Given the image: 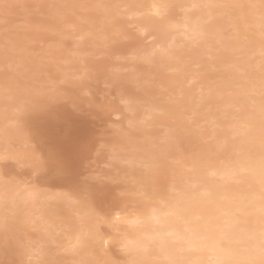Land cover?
Returning a JSON list of instances; mask_svg holds the SVG:
<instances>
[{
    "label": "rangeland",
    "instance_id": "1",
    "mask_svg": "<svg viewBox=\"0 0 264 264\" xmlns=\"http://www.w3.org/2000/svg\"><path fill=\"white\" fill-rule=\"evenodd\" d=\"M110 1L0 0V93H17L14 98L6 99V104L0 97V188L4 184H13L19 185L21 189H35L36 195L40 196V200L37 196L38 201L43 204L35 206L34 213L46 206L57 211L53 218L60 224L55 223L57 230L52 229L51 240L46 243L49 264H81V260H78L80 252L73 254L59 249L61 244L58 245V242L63 239L60 230L64 225L61 218L76 221L80 211L85 209L95 216L96 221L99 218L100 233L110 237L109 245L95 247L96 251H93L88 261L96 260V263L91 264H125V251L116 244L122 223H119L120 230L114 228L119 226L111 221V211L115 208H122L127 213L139 211L151 194L160 193V198H164L174 193L170 185L177 184L181 178L179 175L184 171L167 170L166 164L176 162L172 156H191L196 152L205 156L209 153L207 148L215 144L216 131L225 134L228 120L233 118L231 111L238 112V108L231 104L217 103L220 97L233 94L231 90H226L214 98L216 101L213 105L214 111H224L221 116V121L226 122L224 125L210 127L206 116L200 117L189 109L183 124L177 120L175 123V119L171 121V125L177 129L175 134L171 132V136H165L168 124L155 123V117L151 115L142 121L147 133L145 138L136 137L142 133L139 134L138 129L135 130L126 122L130 112L122 107L125 101L119 98L123 93L128 97H138L141 108L147 110V105H142L146 103L144 98L148 95L141 87L150 84L153 86L152 98L165 102L171 94L170 89L160 83L162 81L158 75L153 74L161 70L163 75L169 76L173 70H165L158 62L150 64L139 58V52L149 46L153 37L144 39L145 35L136 26L139 23L138 16L124 13L126 6H119V12L106 17L108 14H105L102 3L109 4ZM182 13L183 8L175 6L169 12L177 19ZM83 27L109 29L105 34L107 40L104 37L101 43H91L86 42L84 36L75 37L74 33ZM241 30L238 31L241 37L238 40L246 43L250 30ZM232 32L233 29H228V33L226 30L225 36H230ZM81 46L86 49L84 54L78 55L77 51H72V48ZM192 48L198 51L181 60L180 64L184 67L181 77L184 81L187 78L188 83H184L188 87L191 86L188 80L194 78L197 84L193 86L198 87L194 94L198 95L203 86L200 76H208L212 78L209 81L213 82L229 67H218L211 60L212 56L206 52L213 49L207 43L200 47L193 45ZM254 55L257 56L252 53L250 58L253 59ZM150 69H154L153 73ZM133 73L136 76L132 77ZM191 74L193 78L188 77ZM141 77L144 79L138 80ZM116 108H121L123 112L114 116L110 112ZM196 117H200L199 121ZM5 118L12 121L7 123ZM5 123L7 126L10 124L8 133L12 135L6 148L2 143ZM185 125L179 129V126ZM121 133L130 135L134 140H142L148 148L130 147L122 150L126 143H121ZM224 136L222 140L227 137ZM165 141L170 143L169 152L163 146ZM50 154L62 160L68 169L69 178L58 177L44 165ZM126 155L140 161L156 157L161 171H149L147 163L133 166L131 159L120 158ZM222 155L225 154L221 150L217 156ZM141 156L145 158L141 160ZM140 187L144 189L139 191ZM59 197L66 203L70 202V206L61 203ZM71 204L77 205L76 209ZM11 216L15 215L9 214L6 232L0 228V264H35L33 258L24 256L26 242L36 241L44 231L33 221L23 223ZM34 217L37 220L39 218L38 215ZM33 253L39 255L36 250Z\"/></svg>",
    "mask_w": 264,
    "mask_h": 264
},
{
    "label": "bare ground",
    "instance_id": "2",
    "mask_svg": "<svg viewBox=\"0 0 264 264\" xmlns=\"http://www.w3.org/2000/svg\"><path fill=\"white\" fill-rule=\"evenodd\" d=\"M110 2L102 3L107 12L105 14H108L105 15L106 17H112L110 15L119 12V6H126L124 13L138 16L139 23L136 26L145 35L144 39L153 37L149 46L139 52V58L150 64L158 62L164 69L173 70L169 76L163 75L161 70L153 74L158 75V79L162 81L160 83L170 89L171 94L165 101L167 103L152 98L153 86L150 84L141 87L144 88L145 95H148L144 98L146 103L142 105H147V110L141 108L138 97L134 98L132 95L128 97L123 93L119 98L125 101L122 107L130 112L126 122L135 130L138 129L139 134L142 133L136 137L145 138L147 133L143 129L142 121L151 115L155 117V123L168 124L169 128L165 136H171V132L172 135L175 134L177 129L171 125V121L175 119V123L177 120L178 123L183 124L186 111L189 109L198 116H206L205 120L210 127L217 128L224 125L226 122L221 121L224 111H214L213 105L216 101L214 98L222 95L221 93L226 90H231L233 94L220 97L217 103L231 104L232 107L238 108L237 113L233 111L230 113L233 118L228 120L227 132L222 134L216 131L215 144L207 148L208 154L202 156L201 153L196 152L191 156H172L176 162L166 164L167 170H181V173L182 170L184 171L179 175V178L181 177L179 180L182 181L178 180L177 184L170 185L174 193H169L164 198H160V193L147 196L148 200L145 199L139 211L127 213L122 208L111 211V221L119 226V228L114 226L113 222L114 228L120 230L122 226L116 244L125 251L127 257L125 264H133V262L135 264H261V260L264 259L261 255V250L264 249V0H111ZM174 6L183 8V15L180 14L178 19L169 14ZM190 8L194 10L189 11ZM83 28L74 33L75 37L84 36L85 41L91 43H101L100 40L104 39L109 30ZM228 29H233V32L226 37ZM241 29L250 30L247 32L249 34L246 43L238 40L241 38L238 36V31ZM206 43L213 49L206 52L212 56L211 60H214L218 67L222 65L229 68L213 82L209 81L212 78L208 76V78L204 75L200 76L203 86L200 87L198 95L197 93L195 95L198 87L193 85L197 82L191 74L192 76H188L193 78L188 80L191 81V86H185L184 82H187V78L184 81L181 77L183 75L181 69L184 67L180 62L184 57L198 51L192 48L193 45L200 47L201 44ZM73 50L75 53L77 51L78 55L86 52L84 46L78 49L72 48ZM252 53L257 54L253 59L250 58ZM150 71L153 73L154 69ZM131 76L136 75L133 73ZM141 79L144 78L138 80ZM14 94L17 93L5 91L0 93V97L6 101L14 98ZM8 104L14 107L13 104ZM120 109H112L110 113L114 116L120 115L123 112ZM199 118L196 117L197 121ZM6 120L7 123L12 121L9 118ZM183 127L186 125L179 126V129ZM4 128L7 132L5 131L2 136L4 140L2 143L6 148L12 135L8 133L10 124ZM224 135L227 137L222 140ZM129 136L121 133V143H126L125 147H121L122 150L130 147L148 148L142 140L137 141L138 139L134 140ZM163 146L167 152L170 151V143L165 141ZM114 150L118 149L114 148ZM221 150L225 155L217 156ZM9 154L11 155V152ZM120 158L131 159L133 166L147 163L149 171L160 169L156 157L144 161L142 158L145 157L142 156V161L133 159L131 155ZM18 186L4 184L0 188V228L3 231L7 228L9 214L15 215L11 217H17L23 223L33 221L44 232L36 241L26 242L25 254L21 253L33 258L35 264H49L46 243L51 240L52 229L57 230L58 226L56 227L55 224L57 219L53 218L57 211L54 212L52 208L46 206L34 213L35 206L43 204L42 201H38L40 196L36 195L35 189H21ZM142 188L144 189L140 187L139 191ZM60 199L61 203L64 202L59 197V201ZM74 206L71 204V207ZM76 207L77 205L74 208ZM85 210L79 209L80 216L76 221L70 218L68 220L65 216V219L59 217L63 220L60 221L64 228L58 229L63 234V239L58 245L61 244L59 249L63 248L69 251L68 253L80 252L78 260H81V264H91V262L96 263V260L88 261L90 255L93 256V251H96L95 247L109 245L110 237L107 238L108 236L100 233L99 218L96 221L95 216ZM58 212L62 215L60 210ZM34 215L39 216L38 220ZM119 223H122L121 226ZM35 250L39 255L33 253ZM39 256L44 260H39Z\"/></svg>",
    "mask_w": 264,
    "mask_h": 264
},
{
    "label": "snow or ice",
    "instance_id": "3",
    "mask_svg": "<svg viewBox=\"0 0 264 264\" xmlns=\"http://www.w3.org/2000/svg\"><path fill=\"white\" fill-rule=\"evenodd\" d=\"M43 163L58 177L69 178L68 169L63 164L62 160L55 154H50ZM261 255L264 257V249L261 250ZM133 264H135V262H133ZM261 264H264V259L261 260Z\"/></svg>",
    "mask_w": 264,
    "mask_h": 264
}]
</instances>
